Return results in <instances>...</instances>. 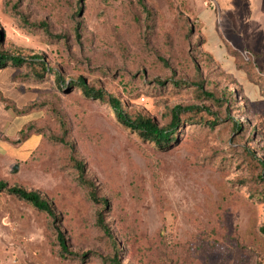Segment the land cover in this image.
Segmentation results:
<instances>
[{"label":"rangeland","instance_id":"374dc122","mask_svg":"<svg viewBox=\"0 0 264 264\" xmlns=\"http://www.w3.org/2000/svg\"><path fill=\"white\" fill-rule=\"evenodd\" d=\"M145 4L149 15L138 0H0V48L47 64L41 78L29 64L2 71L4 103L25 127L0 159V181L38 191L56 215L1 192L0 264H110L99 206L55 140L64 131L109 201L121 264H264V182L247 155L264 161V0ZM50 69L84 77L161 126L175 105L209 108L219 123L201 112L163 150L108 104L57 87ZM180 79L201 80L219 101L170 84ZM57 227L73 254L62 252Z\"/></svg>","mask_w":264,"mask_h":264},{"label":"trees","instance_id":"16d2710c","mask_svg":"<svg viewBox=\"0 0 264 264\" xmlns=\"http://www.w3.org/2000/svg\"><path fill=\"white\" fill-rule=\"evenodd\" d=\"M139 4L142 6L143 10L149 15V9L145 4V0H138ZM41 28L44 29L46 34L51 35L48 27L45 23H41ZM3 41V35L0 32V46ZM33 65L34 74L37 75V78L43 77V73L47 70V64L44 60V57L41 55H34L33 57H22L21 55H14L0 48V72L4 71L8 67L13 66H25ZM50 75L52 80L56 83L57 87L62 90L71 91L73 88L81 90L82 93L90 98L100 100L104 104H108L115 115V118L118 123L139 134L143 139L152 141L160 149L169 148L177 140V135L180 132V129L183 126H190L196 124L198 120L194 118L197 114L201 112H206L210 116L214 117L213 121L205 120V122L214 127L215 124L219 123V116L216 113L210 111L209 108L199 107L198 105H175L170 110V120L163 126L159 125L153 118L143 115L141 113H132L127 111L124 106V103L121 99L115 95H112L103 89H97L86 81L84 77H78L77 79L67 80L64 78L63 74L58 69H50ZM158 85H164V81L158 80ZM171 85L177 88H180L182 85L191 84L192 87H195L200 93L203 94L205 98L212 99L214 101H219L218 98L213 93H206L204 90V83L201 80H198L193 83H188L182 79L172 80ZM3 101L6 102L5 97ZM63 127H65L63 125ZM233 127L236 130H241L243 125L239 122H235ZM66 132H63V135L60 138H55L59 140L62 144L69 150V160L71 162V168L74 171L75 178L77 182L85 187L88 190L90 199L99 206L97 211V226L102 230L104 237L108 240L113 256L109 259L110 264H121L119 261V255L122 250L119 246L118 241L114 237L109 225L105 222L104 211L109 207V201L107 198L100 196L98 194V189L95 182L90 179L86 174V165L76 158L74 153L73 144L68 142L65 137ZM252 162L256 161L257 164L261 167L262 174H260V179L264 182V161L263 159L258 158L253 152L248 151L247 154ZM7 192L21 200H24L32 204L35 208L40 211L46 212L51 217L55 218V212L53 211L49 201L38 191H29L19 186H8L6 182L0 181V193ZM57 237L63 253H70L68 250L67 240L63 232L57 227Z\"/></svg>","mask_w":264,"mask_h":264},{"label":"crops","instance_id":"0c3cea01","mask_svg":"<svg viewBox=\"0 0 264 264\" xmlns=\"http://www.w3.org/2000/svg\"><path fill=\"white\" fill-rule=\"evenodd\" d=\"M0 77H3L2 71ZM7 95L3 92L0 85V159H10L12 140L20 142V133L24 130L25 124H22L18 115L12 113L6 106L3 98ZM20 122L19 124H17Z\"/></svg>","mask_w":264,"mask_h":264},{"label":"water","instance_id":"95a60500","mask_svg":"<svg viewBox=\"0 0 264 264\" xmlns=\"http://www.w3.org/2000/svg\"><path fill=\"white\" fill-rule=\"evenodd\" d=\"M16 168V167H15Z\"/></svg>","mask_w":264,"mask_h":264}]
</instances>
